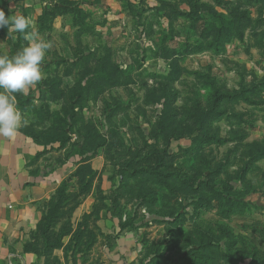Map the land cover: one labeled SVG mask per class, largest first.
<instances>
[{"label": "rangeland", "instance_id": "1", "mask_svg": "<svg viewBox=\"0 0 264 264\" xmlns=\"http://www.w3.org/2000/svg\"><path fill=\"white\" fill-rule=\"evenodd\" d=\"M156 1L133 11L146 50L139 25L123 30L106 25L108 12L89 15L90 38L79 42L101 49L81 62L109 66L95 67L94 79L108 87L97 85L90 104L73 101L82 90L43 93L38 82L17 94V106L34 118L31 128L48 127L45 139H75L83 159L95 148L113 182L124 178L106 194L96 188L90 218L79 224L97 226L102 210L129 229L140 224L138 264H264V0ZM36 92L65 101L35 103ZM84 192L80 185L64 203L59 193L64 218Z\"/></svg>", "mask_w": 264, "mask_h": 264}, {"label": "crops", "instance_id": "2", "mask_svg": "<svg viewBox=\"0 0 264 264\" xmlns=\"http://www.w3.org/2000/svg\"><path fill=\"white\" fill-rule=\"evenodd\" d=\"M157 5L156 0H0V9L6 15L29 18L32 27L27 31L35 29L41 38L51 44L45 59L49 56L54 58L42 62L43 79L39 81L42 92L45 90L47 93L52 88L60 91L74 87L83 93L81 97L74 95L73 101L81 98L88 104L95 96L94 88L97 85L103 83L101 88L108 87L105 81L97 82L94 79L95 67L102 64L109 67L106 63L93 66L89 60L81 62L83 58L96 55V48L101 49L100 45L95 48L91 45L82 47L79 42L90 36V33L83 31L84 27L93 23L89 15L108 12L106 23H110L106 25L119 24L123 30L129 23L139 25L138 41L140 47L146 50V35L143 26L138 23L140 16L136 15L143 11V7L153 8ZM98 30L103 32L102 36L105 35V26ZM26 44L20 33L8 34L6 28L0 29V55L12 57ZM112 50L115 51L113 48L106 50L104 57L110 56ZM62 57L74 61L60 64L58 62ZM83 72L91 74H79ZM104 94L105 90L101 96ZM33 96L35 103L45 101L56 105L65 101L61 95L50 100L38 92ZM89 110L87 107L83 111L85 115L81 119L86 120L85 123L92 118L87 113ZM24 115L27 125L22 127L14 140L0 137V264H138L143 256V243L139 236L143 227L140 224L135 230L129 229L120 225L118 220L110 219L108 213L102 210L97 226L89 225V229L96 232L95 239L75 238L79 222L93 211L96 188L106 194V189L111 191L118 187H113V184L123 182L124 178L113 182L111 166L95 149H85L87 153L83 159L75 150L78 147V144L74 145L75 139L69 138L66 144L58 139H45L48 127L39 126L35 130L30 125L34 120L32 115L29 112ZM69 135L73 137L71 132ZM86 165L97 176L92 178L90 190L84 192L83 197L86 198L76 202L71 214L64 218L65 214L60 213L61 205L54 210L59 202V193L62 190L66 193L64 203L67 195L80 190L85 179L80 178L78 171ZM53 211L56 217L47 228L48 217ZM64 220H69V225L64 224ZM54 235H58V238Z\"/></svg>", "mask_w": 264, "mask_h": 264}, {"label": "clouds", "instance_id": "3", "mask_svg": "<svg viewBox=\"0 0 264 264\" xmlns=\"http://www.w3.org/2000/svg\"><path fill=\"white\" fill-rule=\"evenodd\" d=\"M24 15H6L0 9V29L8 34L20 33L27 41L16 55H0V137L14 140L27 120L17 106V94H27L30 87L43 79L42 62L51 48Z\"/></svg>", "mask_w": 264, "mask_h": 264}, {"label": "trees", "instance_id": "4", "mask_svg": "<svg viewBox=\"0 0 264 264\" xmlns=\"http://www.w3.org/2000/svg\"><path fill=\"white\" fill-rule=\"evenodd\" d=\"M176 11H178V10H176ZM175 11V12H176ZM179 14V13H178ZM103 66H100L101 68H102V70L101 69H99L100 70V72H104L105 70H106V68L107 67H105L104 66V64H102ZM99 67V68H100ZM107 71H108V69H107ZM107 71H105V72H107ZM91 74V73H90ZM86 76H88V74L86 75ZM86 137H88L89 138V136L87 135ZM95 149V148H94ZM84 170H88V175H87V177H89V179L87 178V177H83L82 179H85V180H83V182L81 183V187H82V190H84L85 192L86 191H88V190H90L89 188L91 187V180H92V178L94 177V176H96L97 175V173L95 172V171H93V170H91L90 168H89V166H82L80 169H79V171H78V175H80V173H81V171H84ZM64 192V190H62V192H60V193H63ZM64 194V193H63ZM58 204V203H57ZM58 206L59 205H57L56 206V208L54 209V210H56L57 208H58ZM56 217V215L54 214V211H53V213H52V215L51 216H49L48 217V222H47V228H48V226H49V224L54 220V218ZM88 218H90V215L89 214H87V215H85L84 217H83V220H82V222L85 220H88ZM93 232V230H91V229H89V226L86 224V225H80V224H78V229L76 230V232H75V238L78 240V239H81V238H84V237H89V236H91V233ZM95 239V238H94Z\"/></svg>", "mask_w": 264, "mask_h": 264}]
</instances>
